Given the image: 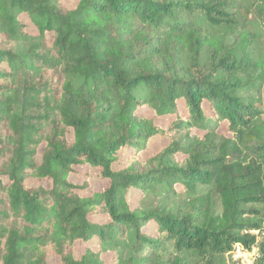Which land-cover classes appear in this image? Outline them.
<instances>
[{
	"label": "trees",
	"instance_id": "obj_1",
	"mask_svg": "<svg viewBox=\"0 0 264 264\" xmlns=\"http://www.w3.org/2000/svg\"><path fill=\"white\" fill-rule=\"evenodd\" d=\"M263 225L264 0H0V264H232Z\"/></svg>",
	"mask_w": 264,
	"mask_h": 264
},
{
	"label": "rangeland",
	"instance_id": "obj_2",
	"mask_svg": "<svg viewBox=\"0 0 264 264\" xmlns=\"http://www.w3.org/2000/svg\"><path fill=\"white\" fill-rule=\"evenodd\" d=\"M78 0H61V3L63 4L64 7H66L67 9H72L76 6ZM140 115H143L144 113L146 114V112L144 110H139L138 111ZM156 123L158 125H161V126H165L164 124H162V122H158L156 121ZM166 127V126H165ZM219 132L221 134H226V131H225V126L221 125V127L219 128ZM68 139L71 140V134L69 133L68 134ZM147 156V153H141L139 155V160L140 161H143ZM85 170H86V167H78V168H75V171L74 173L70 176V181L74 184H77V185H84L85 188L84 189H81V195L82 196H90L93 192H96V191H101L102 190V186L105 185L103 181H101L100 178L97 177L96 174H86L85 173ZM32 183H28L27 186H31ZM138 192L137 191H131L127 197V202L129 204V206L131 208H134L137 203H138ZM262 238L260 239V242H261ZM260 242L258 243V249L256 250V252H252V253H256L258 255V257H256L255 260H253L252 264H255L257 262V259L259 258V244ZM248 258V257H247ZM104 261H105V264H109V260H107L106 257H104ZM252 261V259H248V261H244V264H249L250 262ZM231 263L232 264H241V261H237V259H234L232 257L231 259Z\"/></svg>",
	"mask_w": 264,
	"mask_h": 264
},
{
	"label": "built area",
	"instance_id": "obj_3",
	"mask_svg": "<svg viewBox=\"0 0 264 264\" xmlns=\"http://www.w3.org/2000/svg\"><path fill=\"white\" fill-rule=\"evenodd\" d=\"M264 229V225H263ZM263 232L256 230V231H249V234L253 235L255 237V242L251 245L250 249L247 250L241 245H236L233 250V255L232 257L234 259H237V261H241V264H244V261H248V259H252V261L249 264H252L253 260L258 257L256 253V250L258 249V243L260 242V239L264 236V230ZM248 257V258H247Z\"/></svg>",
	"mask_w": 264,
	"mask_h": 264
}]
</instances>
